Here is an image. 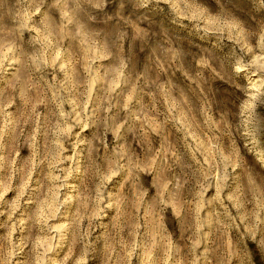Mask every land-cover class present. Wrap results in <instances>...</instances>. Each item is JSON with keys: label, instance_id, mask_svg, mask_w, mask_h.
<instances>
[{"label": "rangeland", "instance_id": "374dc122", "mask_svg": "<svg viewBox=\"0 0 264 264\" xmlns=\"http://www.w3.org/2000/svg\"><path fill=\"white\" fill-rule=\"evenodd\" d=\"M0 264H264V0H0Z\"/></svg>", "mask_w": 264, "mask_h": 264}]
</instances>
